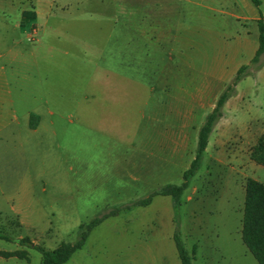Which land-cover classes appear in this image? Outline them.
Returning <instances> with one entry per match:
<instances>
[{"label": "rangeland", "instance_id": "obj_1", "mask_svg": "<svg viewBox=\"0 0 264 264\" xmlns=\"http://www.w3.org/2000/svg\"><path fill=\"white\" fill-rule=\"evenodd\" d=\"M55 1L52 18L28 20L23 30L16 16L0 24V234L9 238H0V252L28 255L0 256V264H41L20 240L55 250L114 209L121 212L66 264H182L177 230L192 264H259L242 240L245 195H224L223 171L206 152L177 216L167 196L132 206L181 185L195 158L206 116L200 95L207 83L215 94L226 84L217 65L226 45L200 28L222 16L170 0L159 20L198 44L152 48L139 30L150 19L140 14L126 49L128 19L115 26V0Z\"/></svg>", "mask_w": 264, "mask_h": 264}, {"label": "crops", "instance_id": "obj_2", "mask_svg": "<svg viewBox=\"0 0 264 264\" xmlns=\"http://www.w3.org/2000/svg\"><path fill=\"white\" fill-rule=\"evenodd\" d=\"M26 1L28 2L26 3ZM115 1L117 6L111 13V18L116 19L114 21L115 26L119 25L118 19L120 17L128 19L124 23L127 33L126 49L131 46L128 35L136 31L135 18L139 17L140 14H143V19H150L146 22L143 21V23L140 22L139 30L142 31L148 41L153 43H150L152 48L162 49L169 41L170 43L175 42L178 47L183 43L186 45L198 44L194 42L192 37L177 36L172 29L169 30L166 27L165 22L159 20L161 17H167L170 13L167 8V2L170 0ZM122 1L127 4L119 9L118 3ZM178 1L187 2L192 6L191 8L199 9L203 15L219 14L222 16V20L218 23L207 22L203 25L204 28H200L202 32L213 35L214 38L215 35H219L227 50L223 64H217L224 67V77L221 75L218 79L226 84H223L221 90L215 94L214 87L207 83L200 95L197 110L201 113L205 112L207 116L215 108L221 91L225 89L243 66L251 65L259 50V22H264V0H260V6L255 5L252 0ZM55 3V0H0V24L2 18L16 16L19 19L15 23V27L23 30L22 25L28 20L39 21L41 17L52 18L56 16L54 12ZM137 3L140 8L142 6L143 10L135 9ZM24 13H32L33 18L25 17ZM151 18H155L156 21H151ZM176 28L181 30L182 25H177ZM194 30L198 31L199 29L195 28ZM213 37L207 41H211ZM116 45L118 47L117 41ZM261 60L264 62V54ZM227 75H230L228 79L225 78ZM212 79L213 75H211ZM205 80L210 82V76H205ZM263 135L264 63L254 72L251 70L250 74L237 85L234 96L226 102L223 117L217 123L209 139L206 154L213 166L220 167L223 171L225 178L224 195L235 197L237 193H242L246 198V184L249 179L264 183V166L252 160V151Z\"/></svg>", "mask_w": 264, "mask_h": 264}, {"label": "trees", "instance_id": "obj_3", "mask_svg": "<svg viewBox=\"0 0 264 264\" xmlns=\"http://www.w3.org/2000/svg\"><path fill=\"white\" fill-rule=\"evenodd\" d=\"M257 6L261 5L260 0H252ZM32 13H24L25 17L33 18ZM259 50L252 60L251 65L243 66L235 75L233 80L225 87L220 94L216 106L210 112L204 121V124L199 130L197 150L194 160L189 169L183 173V182L181 185L167 184L159 190L154 191L148 197L137 200L132 206L147 207L149 206L154 197L167 196L171 197L174 204L175 215L179 214L182 206V199L184 193L190 187V182L201 169L204 160V154L207 150L210 136L216 127L217 123L223 117V109L226 102L232 98L236 92V87L242 79L250 74V68L254 65L255 69H259L263 65L261 60L264 54V22H259ZM252 160L264 166V135L259 139L258 144L252 151ZM131 206L125 207L130 209ZM121 209H114L102 216L96 217L89 223L83 224L79 228V238L75 243H64L55 250H49L41 245H34L29 238L20 240V245L25 247H33L38 250L42 255L41 264H66L73 255L83 249L86 245L88 238L92 231L102 224L105 220L117 216ZM0 238L9 240L8 237L0 234ZM242 240L249 252L257 260L259 264H264V183L249 179L246 184V198L244 204V217L242 221ZM177 252L182 264H192V257L186 249L179 230L174 235ZM196 253V247L193 249ZM0 256L6 259L19 258L27 259L28 255L25 251L15 252H0Z\"/></svg>", "mask_w": 264, "mask_h": 264}]
</instances>
